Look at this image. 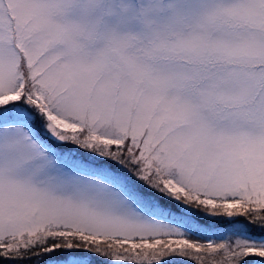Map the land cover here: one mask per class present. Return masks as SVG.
I'll list each match as a JSON object with an SVG mask.
<instances>
[{"label":"snow or ice","instance_id":"1","mask_svg":"<svg viewBox=\"0 0 264 264\" xmlns=\"http://www.w3.org/2000/svg\"><path fill=\"white\" fill-rule=\"evenodd\" d=\"M0 264H264V0H0Z\"/></svg>","mask_w":264,"mask_h":264}]
</instances>
